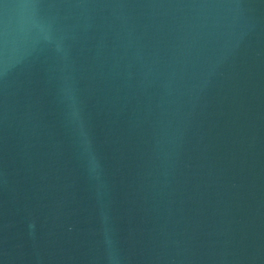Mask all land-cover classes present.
I'll return each mask as SVG.
<instances>
[{
    "label": "water",
    "instance_id": "obj_1",
    "mask_svg": "<svg viewBox=\"0 0 264 264\" xmlns=\"http://www.w3.org/2000/svg\"><path fill=\"white\" fill-rule=\"evenodd\" d=\"M0 264H264V0H0Z\"/></svg>",
    "mask_w": 264,
    "mask_h": 264
}]
</instances>
